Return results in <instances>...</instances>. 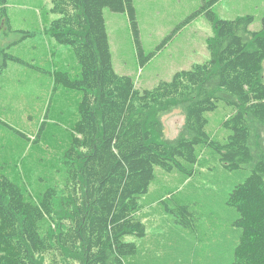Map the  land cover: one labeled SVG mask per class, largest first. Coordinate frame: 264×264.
Wrapping results in <instances>:
<instances>
[{
	"label": "trees",
	"instance_id": "1",
	"mask_svg": "<svg viewBox=\"0 0 264 264\" xmlns=\"http://www.w3.org/2000/svg\"><path fill=\"white\" fill-rule=\"evenodd\" d=\"M7 1L0 0L5 16ZM50 1L59 18L46 32L71 47L81 65L77 79L68 72L51 74L55 85L83 93L80 118L66 153L68 183L59 194L50 189L40 203L31 202L0 173L3 264H133L139 247L126 238L147 236L141 198L156 168L191 177L200 146L211 147L228 170L249 168L227 202L238 212L228 264H264V30H250L254 17L222 20L212 9L216 0L205 4L192 18L206 15L214 28L207 42L210 60L140 91L114 69L104 17L106 9L128 15L142 60L135 0ZM9 62L44 71L0 45V74ZM221 104L232 108L222 123L230 131L224 142L207 132L208 114ZM176 110L185 120L169 139L163 117ZM164 212L177 225L195 229L189 206H165Z\"/></svg>",
	"mask_w": 264,
	"mask_h": 264
},
{
	"label": "rangeland",
	"instance_id": "2",
	"mask_svg": "<svg viewBox=\"0 0 264 264\" xmlns=\"http://www.w3.org/2000/svg\"><path fill=\"white\" fill-rule=\"evenodd\" d=\"M212 1L135 0L142 60L128 15L106 9L115 71L131 77L136 88L144 91L209 61L207 42L214 28L206 15L192 17ZM212 9L222 20L253 16L250 30H264V0H216ZM51 10L50 0H8L6 16L0 6L1 47L44 70L9 62L0 74V173L18 184L34 203H40L50 189L59 194L68 183L66 153L73 144L83 97L81 91L55 85L51 72H68L77 79L81 65L71 47L58 45L46 32L59 18ZM25 32L32 36L24 39ZM231 112V107L221 104L208 114L209 135L225 141L230 131L222 123ZM184 120L180 110L165 115L166 137L175 139ZM198 154L200 163L191 177L156 168L149 193L141 198L139 217L146 223L147 236L126 238L139 247L133 264H155L160 259L164 264L229 263L234 236L231 228L238 212L227 202L233 189L247 180L250 170L226 169L211 147L200 146ZM177 205L191 208L195 229L177 225L173 216L164 212L165 206ZM2 257L0 247V264Z\"/></svg>",
	"mask_w": 264,
	"mask_h": 264
},
{
	"label": "crops",
	"instance_id": "3",
	"mask_svg": "<svg viewBox=\"0 0 264 264\" xmlns=\"http://www.w3.org/2000/svg\"><path fill=\"white\" fill-rule=\"evenodd\" d=\"M232 230H233V229L231 228V233L234 232V231H232ZM232 240H233V239H231V243H232ZM228 241H229V239H228ZM227 243H230V242H227ZM231 243H230V244H231ZM231 245H232V244H231ZM231 248H232V246H231Z\"/></svg>",
	"mask_w": 264,
	"mask_h": 264
}]
</instances>
